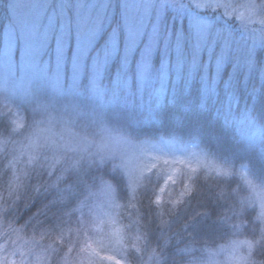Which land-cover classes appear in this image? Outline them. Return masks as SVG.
I'll return each mask as SVG.
<instances>
[{"label": "snow or ice", "instance_id": "6c2138e0", "mask_svg": "<svg viewBox=\"0 0 264 264\" xmlns=\"http://www.w3.org/2000/svg\"><path fill=\"white\" fill-rule=\"evenodd\" d=\"M105 262L264 264V0H0V264Z\"/></svg>", "mask_w": 264, "mask_h": 264}, {"label": "trees", "instance_id": "16d2710c", "mask_svg": "<svg viewBox=\"0 0 264 264\" xmlns=\"http://www.w3.org/2000/svg\"><path fill=\"white\" fill-rule=\"evenodd\" d=\"M181 133L183 137L187 139L188 136L190 135V129L186 128V129L177 131L176 129L169 126V127H164V128L159 129L158 133L156 134L157 135H168V134L180 135ZM232 133L235 135H238L235 128H233ZM205 142L207 143V145L210 146V151L217 156H220L222 153H226L229 151V145L226 142L217 143L216 138L211 133H205ZM209 157L216 163V165H218L219 161L215 160L210 155ZM21 211H23V209H21Z\"/></svg>", "mask_w": 264, "mask_h": 264}, {"label": "rangeland", "instance_id": "374dc122", "mask_svg": "<svg viewBox=\"0 0 264 264\" xmlns=\"http://www.w3.org/2000/svg\"><path fill=\"white\" fill-rule=\"evenodd\" d=\"M193 166L200 165L201 167L214 166L216 163L209 156H199L197 159L192 160ZM167 174V169H165L161 175ZM107 243V241H106ZM105 264H110V262H105Z\"/></svg>", "mask_w": 264, "mask_h": 264}]
</instances>
